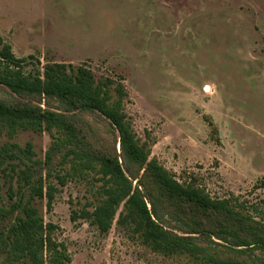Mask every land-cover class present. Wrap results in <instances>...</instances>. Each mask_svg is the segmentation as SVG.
<instances>
[{
	"label": "rangeland",
	"instance_id": "1",
	"mask_svg": "<svg viewBox=\"0 0 264 264\" xmlns=\"http://www.w3.org/2000/svg\"><path fill=\"white\" fill-rule=\"evenodd\" d=\"M0 36L17 58H26V73L66 63L121 80L129 94L125 112L149 159L179 182L264 221V0H0ZM0 101L72 116L81 141L121 155L133 190L139 189L157 224L204 251L155 250L132 223L119 221L124 203L102 229L87 214L105 200L98 167H78L79 155L59 131L0 121V150L9 148L0 156V209L26 200L28 173L33 181L43 175L45 187L57 188L55 198L51 209L46 198L36 205L44 223L55 226L53 238L67 249L69 264H210L214 256L264 264L263 248L192 232L138 184L143 171L130 177L137 169L100 113L18 95L4 84ZM10 242L4 246L0 238V264H31L12 252Z\"/></svg>",
	"mask_w": 264,
	"mask_h": 264
},
{
	"label": "trees",
	"instance_id": "2",
	"mask_svg": "<svg viewBox=\"0 0 264 264\" xmlns=\"http://www.w3.org/2000/svg\"><path fill=\"white\" fill-rule=\"evenodd\" d=\"M26 58H17L10 44L0 36V84L6 85L13 93L35 98L43 96L56 98L71 111H93L104 116L110 126L118 133L121 153L137 170L130 169L133 179L144 189L152 190L158 200L171 210L173 216L183 222L194 233H215L229 235L238 245L261 247L264 249V221L258 220L248 212L237 209L229 199H214L204 189L193 184H184L173 177L156 158L149 159L144 144L136 139L131 123L125 112L128 92L123 82L113 78H98L86 65L55 63L46 64L43 71L24 72ZM0 121L18 127H42L48 131H59L71 141L72 152L79 155L78 167L82 170L98 167L102 174L103 198L93 206L91 213L102 229L109 228L117 208L124 203L120 214L121 223H132L141 231L144 241L155 250L165 254L189 253L197 255L204 252L185 239L172 235L153 219L146 200L139 191L133 190L132 182L125 174L119 155L97 149L88 141H81L72 116L57 113L40 106H11L0 101ZM62 143L49 150L60 149ZM12 147H16L15 145ZM9 148L0 150V156ZM26 177L28 191L26 200L19 198L9 208L0 209V238L6 246L11 240L10 249L16 256L22 255L31 264H44L47 252L49 264H69L70 256L65 246L53 238L54 225L44 223L36 201L47 199L51 209L56 187L40 175L36 181ZM30 180V181H29ZM11 219V220H10ZM5 221V222H3ZM6 231L5 236L4 232ZM5 237V238H4ZM210 264H259L239 259L209 257Z\"/></svg>",
	"mask_w": 264,
	"mask_h": 264
}]
</instances>
